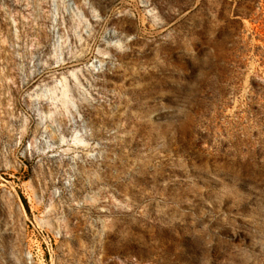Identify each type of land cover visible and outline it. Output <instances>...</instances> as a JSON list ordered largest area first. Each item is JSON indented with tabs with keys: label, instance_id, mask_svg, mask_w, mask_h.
Here are the masks:
<instances>
[{
	"label": "rangeland",
	"instance_id": "rangeland-1",
	"mask_svg": "<svg viewBox=\"0 0 264 264\" xmlns=\"http://www.w3.org/2000/svg\"><path fill=\"white\" fill-rule=\"evenodd\" d=\"M0 264H264V0H0Z\"/></svg>",
	"mask_w": 264,
	"mask_h": 264
}]
</instances>
